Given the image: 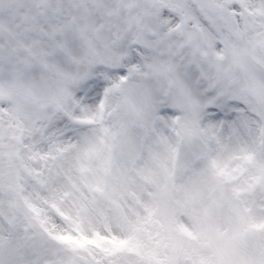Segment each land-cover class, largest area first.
<instances>
[{
  "label": "snow or ice",
  "instance_id": "snow-or-ice-1",
  "mask_svg": "<svg viewBox=\"0 0 264 264\" xmlns=\"http://www.w3.org/2000/svg\"><path fill=\"white\" fill-rule=\"evenodd\" d=\"M0 264H264V0H0Z\"/></svg>",
  "mask_w": 264,
  "mask_h": 264
}]
</instances>
